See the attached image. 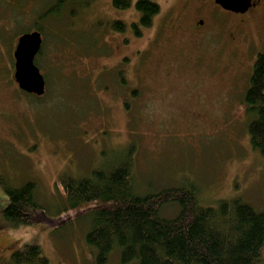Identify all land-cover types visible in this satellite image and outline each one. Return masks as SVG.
<instances>
[{
  "label": "rangeland",
  "instance_id": "1",
  "mask_svg": "<svg viewBox=\"0 0 264 264\" xmlns=\"http://www.w3.org/2000/svg\"><path fill=\"white\" fill-rule=\"evenodd\" d=\"M149 1L160 11L136 37L112 29V20L129 23L138 14L133 7L119 12L113 0H0V26L13 30L2 35L0 51L11 50V33L17 41L20 32L42 29L44 52L36 61L47 82L41 100L23 93L13 80L14 61L7 74L1 62L10 66L9 55L0 52V73L7 75L0 77V210L8 203L5 185L34 181L56 214V202L63 203L55 189L59 174L91 177L135 142L140 195L193 185L204 206L242 198L264 212V158L251 146L241 109L259 39L253 34L256 47L248 50L244 41L227 45L228 30H215L214 39L190 30L172 37L159 30L164 18L194 0ZM84 223L0 227V245H38L50 264H95ZM109 264H120L119 256Z\"/></svg>",
  "mask_w": 264,
  "mask_h": 264
},
{
  "label": "trees",
  "instance_id": "2",
  "mask_svg": "<svg viewBox=\"0 0 264 264\" xmlns=\"http://www.w3.org/2000/svg\"><path fill=\"white\" fill-rule=\"evenodd\" d=\"M67 1L79 0H57V4L62 5ZM80 1L90 3L92 0ZM113 6L123 10L133 7L141 14V25L145 28L152 26L154 17L160 11L159 5L149 0L136 3L133 0H113ZM43 18L39 17L38 20ZM123 27L122 23L113 25L115 31H122ZM5 28L4 25L0 26V40L3 42L6 41L2 35L10 31V28ZM35 31L43 37L42 29ZM31 32H20L18 39ZM18 39L16 41L11 33V39L7 42L11 50L0 51L9 55L10 66L1 62V68L6 69L7 74L13 67L12 54ZM43 52L42 47L39 58ZM35 65L39 66V60H35ZM5 75L4 72L0 73V77ZM118 79L120 84H127L122 76ZM248 81L249 86L242 93L241 109L249 119L247 128L251 146L264 158V55L258 56L254 62ZM114 94L119 97V92L114 91ZM127 109L129 111L130 108ZM137 152L138 144L129 143L116 163L94 170L88 178L59 174L55 189L63 203L56 202L59 206L56 214L50 213V204L39 199L34 181L23 182L18 187L5 185L8 203L0 210V227L22 229L51 224L55 230H60L73 220L85 219L88 222L84 223L86 244L95 264H109L114 255L119 256L120 264L262 262L263 211L255 209L242 198L221 200L216 206H204L199 202V187L193 185L166 187L156 193L140 195L133 179L134 155ZM1 180L3 178L0 177V183ZM171 208L175 211L169 214L167 209ZM16 243L0 245L11 249L8 255L4 253L5 249L0 250V257L4 260L1 264H50L38 245L23 244V247H19Z\"/></svg>",
  "mask_w": 264,
  "mask_h": 264
},
{
  "label": "flooded vegetation",
  "instance_id": "3",
  "mask_svg": "<svg viewBox=\"0 0 264 264\" xmlns=\"http://www.w3.org/2000/svg\"><path fill=\"white\" fill-rule=\"evenodd\" d=\"M118 10L122 12L121 10L123 9ZM156 18L157 17H154L152 26ZM141 20L142 16L138 13L136 20H131L129 23H126L117 18L112 20L111 25L122 23L124 26L123 30L117 33L121 34L127 30L128 33L133 36L140 37L142 35L141 33L144 32L143 30L149 29L142 27ZM111 27L113 29V26ZM107 30L110 29L108 28ZM159 30L173 31L172 37L179 36L183 30H190L196 36L207 35L206 37L208 39H210V35L214 39L215 30H228L226 44L236 46L241 41H244L241 42V45L247 47L248 50L249 48L256 47L252 39V35L255 34L259 39L258 43L260 47L254 59L256 61L258 56L264 55V0H248V7L244 12L226 10L217 3L216 0L188 1L181 10L174 11L164 18ZM231 30L238 31L233 33ZM162 38L169 40V37H166L164 34H162ZM124 44L126 43L124 42ZM248 56V52L244 54L245 58L243 62L246 61ZM161 58H163V56H159V59ZM251 68L253 69V66H251ZM1 249H5L4 253L6 255L11 251L9 247L0 246V250Z\"/></svg>",
  "mask_w": 264,
  "mask_h": 264
},
{
  "label": "water",
  "instance_id": "4",
  "mask_svg": "<svg viewBox=\"0 0 264 264\" xmlns=\"http://www.w3.org/2000/svg\"><path fill=\"white\" fill-rule=\"evenodd\" d=\"M226 10L244 12L248 0H216ZM43 45L42 36L38 32L23 34L13 53L14 80L19 89L26 94L43 97L46 93V81L35 59Z\"/></svg>",
  "mask_w": 264,
  "mask_h": 264
}]
</instances>
